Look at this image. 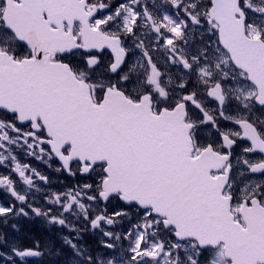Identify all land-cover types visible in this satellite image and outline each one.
Returning a JSON list of instances; mask_svg holds the SVG:
<instances>
[{
    "label": "snow or ice",
    "instance_id": "obj_1",
    "mask_svg": "<svg viewBox=\"0 0 264 264\" xmlns=\"http://www.w3.org/2000/svg\"><path fill=\"white\" fill-rule=\"evenodd\" d=\"M0 264H264V0H0Z\"/></svg>",
    "mask_w": 264,
    "mask_h": 264
}]
</instances>
